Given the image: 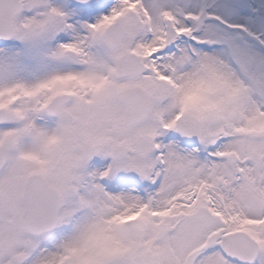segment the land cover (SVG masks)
<instances>
[{"label": "snow or ice", "instance_id": "6c2138e0", "mask_svg": "<svg viewBox=\"0 0 264 264\" xmlns=\"http://www.w3.org/2000/svg\"><path fill=\"white\" fill-rule=\"evenodd\" d=\"M0 264H264V0H0Z\"/></svg>", "mask_w": 264, "mask_h": 264}]
</instances>
